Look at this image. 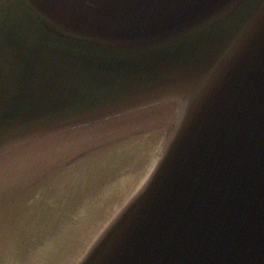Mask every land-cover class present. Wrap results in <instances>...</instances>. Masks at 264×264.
Returning a JSON list of instances; mask_svg holds the SVG:
<instances>
[{
  "label": "water",
  "instance_id": "water-1",
  "mask_svg": "<svg viewBox=\"0 0 264 264\" xmlns=\"http://www.w3.org/2000/svg\"><path fill=\"white\" fill-rule=\"evenodd\" d=\"M0 264H264V0H0Z\"/></svg>",
  "mask_w": 264,
  "mask_h": 264
},
{
  "label": "bare ground",
  "instance_id": "bare-ground-1",
  "mask_svg": "<svg viewBox=\"0 0 264 264\" xmlns=\"http://www.w3.org/2000/svg\"><path fill=\"white\" fill-rule=\"evenodd\" d=\"M76 255H77V253H75V254L71 257L70 262L73 261V259H74V257H75Z\"/></svg>",
  "mask_w": 264,
  "mask_h": 264
}]
</instances>
